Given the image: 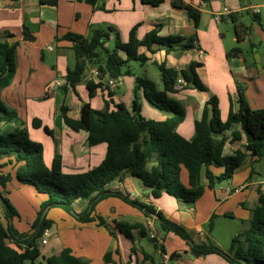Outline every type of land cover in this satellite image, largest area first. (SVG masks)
<instances>
[{"label": "crops", "instance_id": "0c3cea01", "mask_svg": "<svg viewBox=\"0 0 264 264\" xmlns=\"http://www.w3.org/2000/svg\"><path fill=\"white\" fill-rule=\"evenodd\" d=\"M42 1L46 0H0V43L7 33L20 41L16 75L11 85L0 91V103L15 110L18 120L9 124L0 123V134L8 135L27 129L30 139L43 146L44 161L49 168L56 159H60L65 174L86 173L100 166L107 152L106 144L91 147L86 133L70 129L62 116V107L67 108V116L75 121L80 120L85 103H90L98 111L104 110L108 103L111 111L115 110L113 104H124L131 110L137 79L152 81L148 72L157 66L163 65L167 71L181 75L193 64L200 65L196 72L205 87L204 91L196 89L180 76L182 82L168 92L169 98L185 112V120L177 132L187 141L195 139L196 124L201 122L204 107L213 97L218 99L223 123L227 122L231 110L234 113L239 111V85L244 87L245 99L251 110L264 109V0H179L198 9L203 16H209L205 22L202 17L199 28L195 27L184 10L173 7V0H164L159 7L144 5L141 0H100L99 5L105 10H94L79 0H57V5L43 4ZM225 9L228 10L226 14ZM244 13L252 14L251 25L244 22ZM218 17L220 21L216 20ZM221 25L228 29L227 34L222 33ZM237 25L249 30L241 41L235 33ZM109 28L116 31L123 44L128 43L134 28L140 41L157 30L161 39L180 37L188 41L197 38L199 43L198 47L190 50H169L165 45H155L152 47L153 53H150L146 47L140 48L139 53L149 58L146 64H141L146 77L133 74L131 62L124 69L130 75H125L110 90L112 98L108 96L109 91L103 89H98L95 97L90 98L87 84H98L99 77L92 74L97 69L89 66L82 83L75 88L67 85L66 76L69 70L74 69L76 57L72 43L63 39L68 33L90 39L93 30ZM25 32L33 34L34 40L25 36ZM116 42V35L111 34L107 49H114ZM110 44H113L111 49ZM236 48L240 51L231 54ZM55 81L64 84L54 87ZM159 83L162 84L161 76ZM155 84L158 91H163L160 84ZM140 98L142 116L146 120L163 121L172 116L148 102L142 90ZM36 123L39 126L36 127ZM235 133L240 137L238 140L233 138ZM214 138L226 140L222 157L242 152L247 154V158L228 182L211 188L207 179L203 178L204 195L193 204L180 202L168 194L155 199L152 191L128 172L113 181L107 189L162 212L167 219L186 229L194 244L211 243L226 251L223 245L212 239L215 221L221 217L238 220L241 224L242 221L252 220L254 210L260 205V192L264 194V157L253 158L247 153V141L240 124ZM0 166V174L12 176V182L5 191L2 190L18 213L11 223L20 235L31 236L34 232L33 229L30 232L31 225L47 198L34 187L17 181L16 171L22 164L16 163L13 158H4L0 159ZM152 166L153 163H150L148 169ZM210 170L219 176L225 169L211 166ZM185 171H182L181 179L188 188V173L185 174ZM225 184L228 188H224ZM88 205V201H78L74 210L81 214ZM223 206L224 211L218 213ZM231 210L236 213L227 212ZM60 213L64 225L61 224L63 227L59 229L57 220L49 218L53 235L46 246L38 247L40 256L35 264H46L48 258L60 255L64 249L72 250L75 257L90 264H163L164 256H167L166 264H228L218 255L195 257L181 238L173 233L161 234L156 217H146L119 198L102 201L96 208L92 223L82 224L66 212ZM98 217L105 221V226H100ZM25 219L28 224L23 223ZM0 222L7 227L6 212L1 203ZM147 222L153 224L159 240L158 248L150 235L143 236L140 229L133 230L132 238H128L115 227L116 223H123L146 228ZM206 224L208 230L204 229ZM21 225H25V228L21 229ZM64 231L67 237L59 238L58 234ZM147 241L153 243V247L147 245ZM7 244L19 253L24 251V246L14 241L10 240ZM162 247L165 252H162ZM108 253L112 256L111 263L105 261ZM172 254L179 257L171 259Z\"/></svg>", "mask_w": 264, "mask_h": 264}, {"label": "trees", "instance_id": "16d2710c", "mask_svg": "<svg viewBox=\"0 0 264 264\" xmlns=\"http://www.w3.org/2000/svg\"><path fill=\"white\" fill-rule=\"evenodd\" d=\"M79 1L92 6L94 10H105L99 5L100 0ZM141 1L144 5L152 7H159L164 3V0ZM42 3L57 5V0H46ZM172 5L174 8L184 10L195 27L199 28L203 15L198 9L179 0H173ZM256 22H259V19H256ZM248 31L244 26L235 27L236 36L240 41ZM24 34L34 40L33 34L29 32ZM111 34L116 35L117 42L115 48L109 50L107 44L110 42ZM63 40L72 43L76 57L74 69L69 70L66 76V84L73 88L84 81L89 66L98 70L100 81L108 77L120 81L125 75H130L128 71H124L128 64L138 62L144 65L149 61L146 55L139 53L142 47L153 53L152 47L155 45H165L169 50H190L198 47L199 43L197 38L188 41L180 37L161 39L157 30H153L140 41L136 35V28L131 31L126 44L121 43L118 34L111 28L93 30L90 39L68 33ZM19 45L20 41L10 33L5 34L4 41L0 43V91L9 87L16 75ZM239 51L236 48L231 54ZM198 67L199 64H193L188 71L179 75L167 71L163 65L157 66L163 91H158L152 81L137 79L131 110L124 104H113L115 110L111 111L108 103L104 110L98 111L90 103H85L81 109L80 120L75 121L67 116V108L62 107L66 125L77 133H86L91 147L107 145L102 164L86 173L65 174L60 159H56L49 168L44 161L43 146L30 139L27 129L14 131L8 135L0 134V159L13 158L16 163L22 164L16 171L17 181L22 185L34 187L39 194L47 198L33 225V234L20 235L11 223L18 213L2 192L12 182V176L0 174V203L8 221L7 227L0 222V264H35L40 256L37 242L44 231L52 226L47 216H43L46 209L49 208V211L62 209L78 222L87 224L94 222L96 207L109 198H119L140 210L146 217H156L165 234L173 233L187 244L192 241L186 229L167 219L162 212L121 193H113L107 187L128 172L139 179L145 188L150 189L155 199L168 194L180 202L193 204L204 195L203 178H206L210 187L214 188L216 184L230 181L246 160L247 154L242 152H237L231 157H222L226 140L218 141L214 138L236 124L241 125L246 137L247 153L253 158L264 157V109L249 108L244 87L241 85L238 86L239 111L234 113L231 110L227 122H222L218 99L213 97L204 107L201 122L196 124L195 139L187 141L178 134L177 129L185 120V112L176 101L169 98L168 92L180 84V76L196 89L204 91L205 87L196 72ZM87 85L90 98H94L98 89H103L104 86L102 83L93 82ZM141 90L148 102L172 116L163 121L146 120L142 116ZM108 96L112 98L113 94L109 91ZM16 120L17 112L0 103V123L9 124ZM34 125L39 126L37 123ZM233 138L238 140L240 137L235 133ZM150 163H153V166L148 169ZM211 166L223 167L225 170L221 175L215 176L210 170ZM183 170L188 173V188L182 183ZM78 201L89 202L88 208L81 214L74 210V205ZM97 220L100 226L106 225L102 218L98 217ZM242 225L243 230L233 238L228 251H223L211 243L194 246L188 244L190 251L198 258L218 255L228 264H264V194L261 192L260 205L254 210L252 220L242 221ZM115 227L128 238H132V231L135 229H140L143 236L149 235L147 228L143 226L116 223ZM210 229H213V220L210 222ZM10 240L23 245L24 251L19 253L10 248L7 244ZM151 240L158 248L159 240L156 238ZM162 252H165L163 247ZM146 257L148 258L147 255ZM178 257L177 254L171 255V259ZM111 258V253H108L105 261L111 263ZM46 264L90 263L75 257L72 250L64 249L60 255L48 258Z\"/></svg>", "mask_w": 264, "mask_h": 264}, {"label": "rangeland", "instance_id": "374dc122", "mask_svg": "<svg viewBox=\"0 0 264 264\" xmlns=\"http://www.w3.org/2000/svg\"><path fill=\"white\" fill-rule=\"evenodd\" d=\"M258 5V4H257ZM243 18H244V22L247 24V25H251L252 23H253V16H252V14L251 13H244V15H243ZM220 29L222 30V33L223 34H227V30L228 29H226L225 30V27H224V25L222 26H220ZM232 32V31H231ZM233 33V32H232ZM229 42L227 41V44H228ZM109 47H110V49L113 47V44H110L109 45ZM132 67H131V70H132V72H133V74H135V75H137L138 77H140V78H145L146 76L144 75V70H143V67H142V65L141 64H139V63H135V62H133L132 63ZM151 76V80L153 81V82H155V83H158V84H160V88H163V85L161 84V83H159V76H160V72H159V70H157V68H151L150 70H149V72H148ZM125 89V87L123 88V90ZM185 174H187V172L185 171ZM182 183H184L183 181H182ZM224 188H228V185L227 184H225L224 185ZM42 206V205H41ZM98 207V206H97ZM96 207V208H97ZM224 209H225V207L223 206L219 211H218V213H221L222 211H224ZM53 211L52 212H50L49 213V211H48V213L45 215V216H47V219L49 220V218H51V219H56L57 220V222H56V224L58 225V227H59V229H61L62 227H63V225H64V220L63 219H61L62 218V213H60V212H65L64 210H62V209H52ZM60 210V211H59ZM41 211V210H40ZM45 212H46V210L44 211V213H43V216H44V214H45ZM57 212H59V213H57ZM227 212H234V213H236L234 210H231V211H227ZM68 214V213H67ZM38 218V217H37ZM37 218L35 219V221L32 223V225H31V228H30V232L31 231H33L32 230V228H33V225H34V223L36 222V220H37ZM215 221V220H214ZM23 223L24 224H28V222L26 221V219L23 221ZM61 224H63L62 226H61ZM159 224V223H158ZM61 226V227H60ZM20 228L21 229H24L25 228V225H21L20 226ZM204 229H206V230H208V225L206 224V225H204ZM243 228H242V224H241V222H239L238 220H231V219H227V218H223V217H221V218H218L216 221H215V229H214V231H213V233H212V239H214L215 241H217L218 243H220L221 245H223V249H225L226 251H228L229 249H230V247H231V243H232V240H233V235H237L241 230H242ZM159 230H160V232H161V234H162V230H161V227H159ZM164 233V232H163ZM67 233H65V231L64 232H60L59 234H58V237L59 238H61V239H63V238H65V237H67V235H66ZM148 242V241H147ZM147 244V243H146ZM153 244V243H152ZM152 244L150 243V242H148V244L147 245H150L151 247H153L152 246ZM166 260L165 259H163V264H166Z\"/></svg>", "mask_w": 264, "mask_h": 264}, {"label": "built area", "instance_id": "2783aa9c", "mask_svg": "<svg viewBox=\"0 0 264 264\" xmlns=\"http://www.w3.org/2000/svg\"><path fill=\"white\" fill-rule=\"evenodd\" d=\"M224 13H228V10L225 9L224 10ZM217 21H220L219 17L216 19ZM203 56V55H202ZM92 74L98 78L99 76V73H98V70H93ZM99 82L98 83H102L104 86H103V90L104 91H110L112 88H115L118 84V81L117 80H109V79H105L103 81H100L98 80ZM182 81H180L179 83H181ZM63 82L62 81H55L54 82V87H62L63 86ZM146 228L149 232V235L152 239H158L157 235L155 234L154 232V228H153V224L151 222H147V225H146ZM53 235L52 233V228H47L42 237L38 240L37 242V246H46L49 242V239L51 238V236ZM164 259L166 260L167 259V256H164Z\"/></svg>", "mask_w": 264, "mask_h": 264}, {"label": "water", "instance_id": "95a60500", "mask_svg": "<svg viewBox=\"0 0 264 264\" xmlns=\"http://www.w3.org/2000/svg\"><path fill=\"white\" fill-rule=\"evenodd\" d=\"M208 17H209L208 15L203 16V21L205 22L206 18H208ZM108 79L111 80V77H108ZM48 211H49V208L46 209V212H45L44 216L48 213ZM188 244L191 245V246H194V243L192 241H189Z\"/></svg>", "mask_w": 264, "mask_h": 264}]
</instances>
